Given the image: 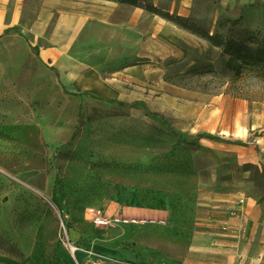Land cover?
Wrapping results in <instances>:
<instances>
[{
  "label": "rangeland",
  "instance_id": "374dc122",
  "mask_svg": "<svg viewBox=\"0 0 264 264\" xmlns=\"http://www.w3.org/2000/svg\"><path fill=\"white\" fill-rule=\"evenodd\" d=\"M0 1V264L261 263L264 74L174 19L264 48V0Z\"/></svg>",
  "mask_w": 264,
  "mask_h": 264
},
{
  "label": "trees",
  "instance_id": "16d2710c",
  "mask_svg": "<svg viewBox=\"0 0 264 264\" xmlns=\"http://www.w3.org/2000/svg\"><path fill=\"white\" fill-rule=\"evenodd\" d=\"M150 12L158 13L159 10L154 7H146ZM168 17V15H166ZM172 18V17H168ZM180 27L186 28L192 33L200 34L201 37L205 38L211 46L223 47V52L227 55L234 54L233 57H229L226 62V67L228 69L234 70V73L237 75L240 73L244 66H251L259 68V71L264 74V48H251L245 42L253 41L252 43H257V36L248 32V31H237V34L241 35L240 39L232 40L231 38H225L223 35L219 33H213L210 35L209 33L202 32L199 28H196L193 24L187 22V20L176 18L174 19ZM9 31H18L15 27L7 28L3 31V34H6ZM232 52V53H230ZM231 58V59H230ZM234 62L235 65H232ZM78 95H86L85 93H80ZM202 135H198L195 137L196 141L200 140ZM0 251L8 254L17 255L19 251L17 248L10 243L8 240L3 239L0 236Z\"/></svg>",
  "mask_w": 264,
  "mask_h": 264
},
{
  "label": "crops",
  "instance_id": "0c3cea01",
  "mask_svg": "<svg viewBox=\"0 0 264 264\" xmlns=\"http://www.w3.org/2000/svg\"><path fill=\"white\" fill-rule=\"evenodd\" d=\"M1 1H0V9H1ZM4 31V30H3ZM2 31V32H3ZM250 223V222H249ZM253 224V223H252ZM257 231L254 229H250L249 233L246 235V242H249L252 239H255L257 236H254ZM260 237V243L264 246V229L259 232ZM261 246L260 253L264 255V247ZM242 252L240 250L244 249ZM257 250V249H256ZM216 253H214V256H217L216 259H214V264H264V259H262V262L259 263L256 260H253L252 252H254V248L249 247H243V248H228V247H219L215 250ZM244 252V253H243ZM243 255V256H237L233 257V255Z\"/></svg>",
  "mask_w": 264,
  "mask_h": 264
},
{
  "label": "built area",
  "instance_id": "2783aa9c",
  "mask_svg": "<svg viewBox=\"0 0 264 264\" xmlns=\"http://www.w3.org/2000/svg\"><path fill=\"white\" fill-rule=\"evenodd\" d=\"M88 215L93 219L94 223L100 225H124V226H150V219L144 218H122V217H104L99 209L88 208ZM71 251L73 248L70 247Z\"/></svg>",
  "mask_w": 264,
  "mask_h": 264
}]
</instances>
